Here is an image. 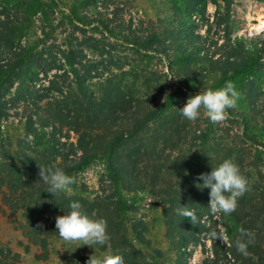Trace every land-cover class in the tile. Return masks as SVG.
Listing matches in <instances>:
<instances>
[{"label":"rangeland","instance_id":"rangeland-1","mask_svg":"<svg viewBox=\"0 0 264 264\" xmlns=\"http://www.w3.org/2000/svg\"><path fill=\"white\" fill-rule=\"evenodd\" d=\"M25 1H21L24 11L28 4L29 11L35 10L36 13L27 17L30 22L23 30V47L37 46L38 51L43 48L50 50L52 56L56 55V66L62 64L60 69L40 73L34 87L31 86L40 95L33 96L40 108H74L76 100L80 99L81 88L98 96L104 88L115 87L128 96H134V104L142 103L140 106L146 115L156 110L155 118L144 123L139 132L116 139L112 151V155L122 161L123 171L143 182L140 189L129 181L119 186L122 200L129 208L125 218L127 226L142 224L138 232L149 242L150 249L161 252L160 257L151 252L148 255H152L157 264L176 262L174 246L170 245L168 234L175 237L179 230L173 223H167L169 219L165 216L173 199L160 194L171 185V189L183 197L185 208L203 204L201 211L191 210H194L197 221L210 228L209 232L200 236L207 253L215 241L211 238L212 231L226 232L223 243L219 239L218 243L230 249L235 247L238 230L243 227L254 233V241L248 247L249 255L239 257L229 250L226 259L231 264L233 259L236 264H264V132L261 129L264 115L260 113L263 105L244 95L243 90L248 88L247 78L239 76L231 81L239 93L237 105L228 109L229 119L225 122L211 123L203 110L196 121L189 122L178 111L190 96L225 86L219 83L220 63L209 59V55L216 50L214 43L217 42V48L221 46L224 36L223 27L214 24V4L207 5V20L192 17L190 24L183 15L182 0H61L57 4L50 3V0ZM13 4L16 5V1ZM6 7L0 2V10ZM177 7L180 9H175ZM8 8L14 12L10 5ZM261 20H264V3L237 0L232 8L228 33L231 37L252 36V40H258L264 37V28L254 31L248 28ZM103 26L111 30L112 37ZM194 39L202 46V52L198 54H204L207 49L208 58L194 60L197 55ZM133 42L139 45L133 46ZM58 49L79 52L80 61L73 69L81 77H76L70 66L60 59ZM218 57L216 54L214 58ZM261 65L263 73L256 83L264 91V59ZM89 69L93 72L87 77L89 73L85 72ZM76 78L86 80L81 88ZM16 86L5 97L8 100L7 116L1 121L0 164L12 159L23 172L32 167L38 169L39 166H56L64 170L67 162L81 155L76 150L78 134L72 128L56 123L41 130L35 117L32 122L36 131L30 133L27 117L37 111L30 104L15 101L20 100ZM170 94L174 97L173 103L160 107ZM120 114L124 111L121 110ZM243 121L248 123L245 128ZM119 122H124V118L121 117ZM93 128L99 133L105 132L102 127L94 125ZM42 132L49 136L54 134L57 141L60 155L51 165L46 150L51 143L41 139ZM243 133L254 138L255 144L243 143ZM109 140L113 139L110 137ZM7 143L9 147H6ZM107 157L98 156L73 172L72 192L61 195L67 199L80 197L88 203L97 204L103 216L112 219L117 195ZM226 158H234L241 174L248 180L249 190L238 198V207L233 213L213 215L208 207L210 190L203 188L199 175L210 173ZM154 169L160 173H155ZM176 170L184 172L185 176H174ZM182 189L186 191L183 193ZM17 222L24 221L19 217ZM16 225L11 217L0 215V250H10L12 255H18L16 264H86L91 255L103 257L109 253L52 236L47 256L33 247ZM170 226H173L172 230ZM192 230H196L195 226ZM201 248L192 245L185 248L191 264L202 263L206 254ZM37 255L39 258L36 259Z\"/></svg>","mask_w":264,"mask_h":264},{"label":"trees","instance_id":"trees-1","mask_svg":"<svg viewBox=\"0 0 264 264\" xmlns=\"http://www.w3.org/2000/svg\"><path fill=\"white\" fill-rule=\"evenodd\" d=\"M14 1H16V5H11ZM21 1L27 2L25 0H0V2L7 5L6 8L0 10V128L2 119L7 116L5 110L8 100L5 97L8 91L17 85L16 92L20 100L15 101L30 104L37 111L27 117L26 124L30 133L36 131L33 127L34 122H32L33 117H35L41 130L56 123L60 126H68L78 134L76 150L81 155L77 159L67 162V166L64 168L66 174L72 177L73 172L87 165L94 158L102 155L108 156L107 160L110 165V172H112L111 179L116 186L117 203L113 208V218L111 219L109 216H103L104 214L97 204L88 203L80 197L74 196L67 199L61 193L52 196L47 193L48 186L43 181H38L39 168L32 167L23 172L20 171L15 161L8 159L0 164V215L11 217L12 221L17 223L16 228L22 232L28 242L48 256L49 239L52 236L59 238L58 231L55 228V218L70 211L69 204L71 201H78L87 214L94 218H104L107 221V230L111 236L110 246L93 245V247L101 251H118L124 258V264H157L155 258L148 255V253L151 252L160 257V250L150 249L149 242L138 232L139 226L142 224L134 223L130 227L127 226L125 218L129 208L123 202L120 194L119 185L121 183L129 181L136 184L137 189H140L143 187V182L137 176L124 172L121 167L122 161L112 155L116 139L121 140L128 134L133 135L139 132L144 127V123L155 118L156 110H151L146 115L145 110L141 109L140 105L142 103L137 102L134 104L136 99L134 96H128L115 87L104 88L98 96L92 92L88 93V90L84 91L81 88L86 81L83 78H76L82 90L80 89V99L76 100L74 108L63 109L59 106H56L55 109L40 108L37 104L38 101L33 99L34 94L39 97L40 95L34 92L31 86L34 87L35 80H37L40 73L47 74L53 69H60L62 64L56 66V55L52 56L53 52L50 50L43 48L38 51L36 50L37 46L23 47L24 44L21 43V38L24 37L23 30L26 23L30 22L27 17H32L36 11H29L28 4H26L24 11ZM59 1L61 0H50V3L57 4ZM235 1L237 0H182V8L185 9L183 15L190 24L193 22L192 17L197 18L199 16L202 20H207V5L208 3L214 4L216 7L214 24L223 27L224 36L221 46L217 48V42L214 43L216 50L209 55V59H212L215 63L219 62L221 65L218 68L221 73L220 86L239 76H244L247 78L248 86L247 90H243L244 95L264 107V91L260 90L259 84L256 83L263 73L261 61L264 59V37L258 40H252V36L231 37L228 30L232 23V8ZM255 1L264 3V0ZM9 5L14 9V12L9 11ZM175 9H180V7ZM103 27L105 28L104 31L112 37L111 30L107 26ZM198 38L202 37L199 36ZM247 38H250V40ZM125 42L129 43L128 41ZM131 44L133 46L139 45L134 44V42ZM193 45L197 53L194 58L195 61L198 58L202 60L208 58L206 55H208L209 50L207 49L204 54H198L202 52V46L197 39H194ZM140 49L142 48L140 47ZM57 51L61 57L60 59L64 61L65 65L70 66L75 76L81 77L73 69V66L80 61L78 59L79 52L59 49ZM216 54L219 57L215 59ZM92 72L93 69H89L85 73H89L87 77H90ZM69 93L70 89H68ZM173 101L174 97L170 94L160 107L164 104L173 103ZM121 110L124 111V114H120ZM263 111L264 109L260 113L264 115ZM121 117L124 118V122H119ZM262 118L264 122V116ZM243 124L244 128L248 125L247 121H243ZM94 125L99 128L102 127L105 132L99 133L93 128ZM31 127L33 128L31 129ZM261 129L264 132V126ZM110 137L113 140H109ZM41 139L47 140L48 144L51 143L46 149L50 158L49 165H51L60 155L58 147H56L55 135L49 136L42 132ZM241 140L245 144H255L254 138L246 136L245 133L241 135ZM6 147H9L8 143ZM154 171L157 174L160 173L158 170L154 169ZM175 172L177 173L173 174L174 176H185L182 171L176 170ZM169 186L160 191V194L173 199L169 203L170 209L165 211V216L169 219L167 223H173L179 230V233L175 236L176 238L168 234L170 245L174 246L173 251L176 254L175 264H191L190 255L184 252L189 245L202 247L201 249L206 256L201 264H231L226 259L229 250L239 257L242 256V254L237 253L236 247L228 249L225 244L218 243V239L214 241L211 250L207 253L204 241L200 236L203 232H209L210 228L204 222H199V220L193 222L190 218L177 214V210L182 206L186 207V205L183 204V197H180L177 191L172 190L171 185ZM182 190L183 193L186 191L185 189ZM134 191L136 193V190ZM50 200L52 201L50 202ZM192 208L201 211L203 204L194 205L188 209ZM19 217L23 219V223L17 222ZM39 225H42V227H39ZM193 226H195V231L192 230ZM172 229L173 226H170V230ZM139 245L147 247L146 250L140 248ZM25 250H28V247H25ZM38 255L35 257L36 259L39 258ZM17 257L18 255H12L10 250H0V264H16ZM233 261L232 264H236L235 259Z\"/></svg>","mask_w":264,"mask_h":264},{"label":"clouds","instance_id":"clouds-1","mask_svg":"<svg viewBox=\"0 0 264 264\" xmlns=\"http://www.w3.org/2000/svg\"><path fill=\"white\" fill-rule=\"evenodd\" d=\"M238 98L239 93L235 90L234 83L228 81L222 88L207 89L190 96L178 111L182 118L194 122L203 110L211 123L221 124L229 119L228 109L236 107ZM38 176V181H43L48 186L47 193L52 196L72 192L71 185L74 180L60 167L39 166ZM199 179L203 181V188L210 190L208 207L213 215L233 213L238 207V198L249 190L248 180L241 174L234 158L224 159L218 166L213 167L210 173H201ZM69 208L70 211L55 218V228L63 241L91 248L93 245L110 246L111 236L107 230L106 219L90 216L78 201L70 202ZM177 214L188 217L193 222L197 221L194 210L183 206L177 210ZM238 231L235 247L239 253L248 256V247L254 241V233L243 227ZM211 238L219 239L223 243L226 232L217 233L214 230L211 232ZM86 264H124V258L118 251L109 252L103 257L91 255Z\"/></svg>","mask_w":264,"mask_h":264},{"label":"bare ground","instance_id":"bare-ground-1","mask_svg":"<svg viewBox=\"0 0 264 264\" xmlns=\"http://www.w3.org/2000/svg\"><path fill=\"white\" fill-rule=\"evenodd\" d=\"M264 28V20L259 21L257 24H252L249 26L248 30L254 31Z\"/></svg>","mask_w":264,"mask_h":264}]
</instances>
